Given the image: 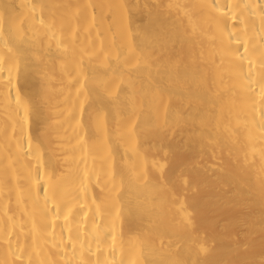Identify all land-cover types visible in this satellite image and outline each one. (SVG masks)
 <instances>
[{
	"label": "bare ground",
	"instance_id": "obj_1",
	"mask_svg": "<svg viewBox=\"0 0 264 264\" xmlns=\"http://www.w3.org/2000/svg\"><path fill=\"white\" fill-rule=\"evenodd\" d=\"M0 264H264V0H0Z\"/></svg>",
	"mask_w": 264,
	"mask_h": 264
}]
</instances>
